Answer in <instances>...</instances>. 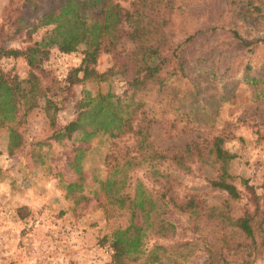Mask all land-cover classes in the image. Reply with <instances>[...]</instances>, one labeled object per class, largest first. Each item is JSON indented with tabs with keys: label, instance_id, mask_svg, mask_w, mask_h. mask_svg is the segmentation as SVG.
Listing matches in <instances>:
<instances>
[{
	"label": "trees",
	"instance_id": "16d2710c",
	"mask_svg": "<svg viewBox=\"0 0 264 264\" xmlns=\"http://www.w3.org/2000/svg\"><path fill=\"white\" fill-rule=\"evenodd\" d=\"M45 1L11 0L0 23V66L5 58H13L25 60L29 67L26 78L0 67V132L9 131V152L23 146L20 125L45 99L44 110L58 140L76 133L85 143L98 136L134 134L143 161L163 157L187 172L193 171L195 164L217 169L211 186L225 191L229 201L204 211L195 197L183 202L172 196L167 199L166 192L154 193L141 182L132 188L127 168L141 165L142 160H124L117 165L116 177L101 183L102 194L108 204L118 205L130 218L128 225L116 229L109 239L111 264H188L198 249L206 252L209 264H255L264 257V203L256 187L232 170L237 155L225 147L229 135L221 132L193 140L173 154L160 151L153 138L160 119H166L182 136L193 135L198 119L191 105L212 86L224 94V84L233 78L264 97V79L252 62L264 46V0H223L219 22L207 38L212 41L228 35L234 54L242 57L237 66L233 65L237 57H232L224 68L202 65L203 56L190 48L207 31L197 30L180 41L172 36L173 15L182 8L180 0H134L133 9L122 5L128 0H59L47 10ZM41 30L45 32L38 40L35 36ZM24 35V46L10 45ZM124 41L132 45L123 68L128 85L125 93L94 96L88 92L78 105L76 118L59 124L56 97L60 93L53 90L70 92L92 76L106 78L108 74H99L94 65L103 51L114 52ZM82 46L83 65L71 72L67 85L60 86L44 68L52 49L73 53ZM48 79L51 85L45 84ZM260 138L264 141V133ZM69 187L82 189L76 182ZM129 188L132 191H127ZM240 202L244 206L234 204ZM169 206L189 215L191 240L174 241L181 226L173 220L176 212ZM155 236L172 244L155 241L151 246Z\"/></svg>",
	"mask_w": 264,
	"mask_h": 264
},
{
	"label": "rangeland",
	"instance_id": "374dc122",
	"mask_svg": "<svg viewBox=\"0 0 264 264\" xmlns=\"http://www.w3.org/2000/svg\"><path fill=\"white\" fill-rule=\"evenodd\" d=\"M10 1L0 0V23ZM58 1L46 0L43 8L47 10ZM133 1H122V5L133 9ZM180 4L182 8L173 15L172 36L180 41L197 30H205L206 35L190 46L203 56L201 64L224 68L232 57H237L233 64L237 66L242 57L234 54L236 49L228 35L212 41L207 38L219 22L223 0H180ZM44 32L41 30L35 38L40 40ZM25 40L24 35L10 45L24 46ZM131 48L124 41L116 51L100 54L94 68L99 74L107 73L106 78L92 76L74 85L70 92L53 90L60 93L56 97L60 102L59 124L76 118L78 105L88 92L94 96L125 93L128 85L123 68L126 52ZM84 50L82 46L77 52L65 53L55 47L44 68L64 87L71 72L83 65ZM252 62L264 79V46L257 50ZM0 67L5 72L14 70L22 78L29 73L23 59L5 58ZM83 75L82 71L80 77ZM45 84L51 85L49 79ZM224 92H217L212 86L191 105L198 119L193 135L182 136L178 129L165 123L166 119H160L154 126V142L160 151L173 154L193 140L224 132L229 135L225 147L237 155L232 170L256 187L264 203V141L260 138L264 133V97L238 78L226 82ZM45 105L46 100H41L40 106L20 125L24 144L15 153L8 149L9 131L0 132V264H111L113 251L109 239L116 229L128 225L130 214L105 201L101 183L116 177L114 169L124 160L143 161L135 135L98 136L85 143L81 134L76 133L58 140ZM192 170L177 169L160 157L130 166L126 172L132 188L141 182L154 193L166 192L167 199L172 196L183 202L195 197L204 211L229 201L225 191L211 186L210 180L217 176L216 168L195 164ZM74 182L82 189H71ZM234 204L244 206V202ZM169 207L176 212L173 220L181 226L174 241L191 240L194 235L189 215L180 213L175 206ZM154 238L151 246L155 241L172 244ZM188 264H209L206 252L195 250ZM255 264H264V257Z\"/></svg>",
	"mask_w": 264,
	"mask_h": 264
}]
</instances>
